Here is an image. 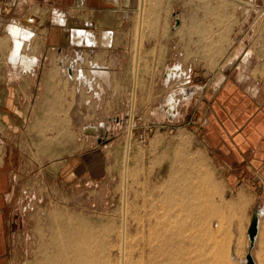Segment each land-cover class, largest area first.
I'll return each instance as SVG.
<instances>
[{
    "label": "rangeland",
    "instance_id": "obj_1",
    "mask_svg": "<svg viewBox=\"0 0 264 264\" xmlns=\"http://www.w3.org/2000/svg\"><path fill=\"white\" fill-rule=\"evenodd\" d=\"M140 3L127 0L125 4L129 20L123 28L128 33L118 51L122 65L116 66L122 80L112 73L115 81L108 82V72L99 69L104 67L100 56L107 51L96 49L94 55L84 51L85 70L81 65L76 70H82L92 86L61 78L54 85L58 98L42 99L46 107L37 128L29 131L27 139L20 136L22 152L10 207L14 223L11 264H35L41 242L49 236L47 225L55 214L87 220L96 228L107 230L111 243H117L124 203L130 260L135 245L145 239L136 231L137 222L148 216L154 218L151 212H161L165 191L185 186L179 175L189 176L191 192L198 188L197 178L192 175L195 178L190 179V174L195 173H190L187 166L192 161L200 173L214 179L219 196L213 197L214 211L205 222L198 223L204 215L183 216L191 223L178 263L198 264L218 245V264H245L251 217L264 207V194L255 179L258 167L250 165L249 170L245 163H232L238 178L231 186L230 173L224 174L210 153V133L201 126L203 100L194 96L196 82L183 85L186 80L182 76L167 83L164 76L174 64H181L186 74L190 68L192 72L200 71L202 65L217 73L225 71L229 80L235 81L248 68L243 63L247 60L244 55L254 47L252 64L257 62L259 68L256 64L252 75L264 78V3L144 0L136 59ZM175 17L181 27L173 32ZM52 51L53 57H61ZM110 72L115 73L113 68ZM168 96L176 100L170 112L165 104ZM176 151L181 155L179 161L174 159ZM240 184H244L246 193H237ZM217 205L224 207L220 213L216 212ZM253 247L256 251L257 244ZM221 249L228 251L226 260L220 257ZM118 259L116 246L111 260Z\"/></svg>",
    "mask_w": 264,
    "mask_h": 264
},
{
    "label": "crops",
    "instance_id": "obj_2",
    "mask_svg": "<svg viewBox=\"0 0 264 264\" xmlns=\"http://www.w3.org/2000/svg\"><path fill=\"white\" fill-rule=\"evenodd\" d=\"M126 1L0 0V264H11L14 252L10 207L22 152L20 136L27 139L29 131L37 128L46 107L42 99L58 98L54 85L61 78L75 80L79 85H84L80 80L89 79L82 70H76L77 65L85 70L84 51L92 55L96 49L107 51L100 56L104 67L99 69L108 72V82L115 81L114 75L122 80L116 69L122 65L119 53L128 33L123 28L129 20ZM30 15L35 17V24L26 23ZM175 19L179 21L177 26ZM180 23L175 17L173 32L181 27ZM10 26L20 29L19 36L10 34ZM139 31L137 25L136 59L141 42ZM165 43L171 45L167 40ZM253 48L244 55L247 60L243 63L248 68L239 79L231 81L225 71L217 73L200 65V71L192 72L190 68L187 74L184 72L183 85L196 82L194 96L203 100L201 126L210 133V153L224 174L230 173L231 186L238 178L231 164L245 163L246 169L250 165L258 167L255 179L264 194V78L252 75L256 64L259 68L257 62L252 64ZM53 49L60 58L52 56ZM108 54L110 57H106ZM133 65L137 67V60ZM112 68L115 73L110 72ZM54 70L59 72L54 74ZM78 71L82 73L80 79ZM198 99L195 102H200ZM245 191L244 184L237 187V193Z\"/></svg>",
    "mask_w": 264,
    "mask_h": 264
},
{
    "label": "bare ground",
    "instance_id": "obj_3",
    "mask_svg": "<svg viewBox=\"0 0 264 264\" xmlns=\"http://www.w3.org/2000/svg\"><path fill=\"white\" fill-rule=\"evenodd\" d=\"M140 5V14L142 13V16L141 22L139 17V24L141 23L139 32L141 39L143 28L142 0ZM9 31L13 36H19L20 34V29L18 31L12 26L9 27ZM22 34L23 37L28 36V34ZM135 70L136 68L134 67V71ZM183 74L184 72H182L180 66L174 64L166 70L164 81L167 83L172 80L177 81ZM84 81L85 82L82 84L89 88L92 86L90 79H84ZM134 82L135 81H133V88L135 86ZM132 94H134V90H132ZM175 101L176 100H174L172 96L166 98L165 104L168 112L174 108ZM180 156L181 155L176 151L174 157L175 161L181 160ZM190 164H187L189 167V169H187L190 173H195H189L191 175L190 179L193 176L197 178L198 188L191 192V190H189V176L179 175L183 183H185L186 188L183 185L184 187H180L179 189L170 188L165 191L162 196V201L165 206L162 208L161 212H151L154 218L148 216L146 219L142 218L143 220L139 219L137 222L136 231L144 236L145 239L142 240V238V242L140 241L141 243L138 242L139 244H137V246L135 245V252L134 254L131 252L133 258L130 257V260L126 250L127 223L126 204L124 203L122 206L121 230L120 233H118L119 240L117 243H111V238L109 239L107 230L96 228L94 226L95 224L91 225L87 220L75 216L55 214L52 221L47 225L49 236L42 240V248L35 264H179L178 257L185 249L184 240L186 239V230H188L187 226L191 223L184 220L183 216L186 215V218L187 216L193 218L195 215H204V219L202 218L203 220L198 223L205 222V219L214 211L212 206L214 205L213 197L219 196L218 189L213 181L214 179L208 174L200 173L195 162L192 161V165ZM125 177L127 178V170L124 178ZM169 177L170 176H168V178ZM123 181H125V179ZM124 185L126 187V181ZM215 207L217 209L216 212L224 208L218 205ZM254 244H257V250L255 251L254 247L251 250L253 260L255 264H264V207L260 208L258 211L257 233ZM116 246L119 251V259L117 262L111 260L112 251ZM216 247H218V245L215 246L213 252L201 257L198 264H218L219 261H217V258L219 253L217 254ZM227 253V250L221 249L220 257L226 260L228 257ZM233 264H236V262Z\"/></svg>",
    "mask_w": 264,
    "mask_h": 264
},
{
    "label": "water",
    "instance_id": "obj_4",
    "mask_svg": "<svg viewBox=\"0 0 264 264\" xmlns=\"http://www.w3.org/2000/svg\"><path fill=\"white\" fill-rule=\"evenodd\" d=\"M179 24L178 19H175V25L177 26ZM259 210L255 211L252 214L251 221L248 228V239H249V245L247 249V253L245 255V264H255L253 257L251 255V250L254 246L255 242V236L257 233V213Z\"/></svg>",
    "mask_w": 264,
    "mask_h": 264
},
{
    "label": "built area",
    "instance_id": "obj_5",
    "mask_svg": "<svg viewBox=\"0 0 264 264\" xmlns=\"http://www.w3.org/2000/svg\"><path fill=\"white\" fill-rule=\"evenodd\" d=\"M262 3H264V0H260ZM27 24H35V17L33 15H30L26 17L25 19Z\"/></svg>",
    "mask_w": 264,
    "mask_h": 264
},
{
    "label": "flooded vegetation",
    "instance_id": "obj_6",
    "mask_svg": "<svg viewBox=\"0 0 264 264\" xmlns=\"http://www.w3.org/2000/svg\"><path fill=\"white\" fill-rule=\"evenodd\" d=\"M81 75H82V73L80 72V71H78V79H80L81 78ZM84 79H87V78H84ZM80 83H83V82H85L84 80L83 81H79ZM86 86V85H85ZM87 87V86H86Z\"/></svg>",
    "mask_w": 264,
    "mask_h": 264
}]
</instances>
